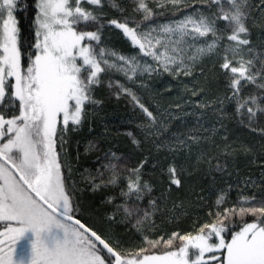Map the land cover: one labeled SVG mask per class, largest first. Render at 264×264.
I'll use <instances>...</instances> for the list:
<instances>
[{"label":"snow or ice","instance_id":"snow-or-ice-1","mask_svg":"<svg viewBox=\"0 0 264 264\" xmlns=\"http://www.w3.org/2000/svg\"><path fill=\"white\" fill-rule=\"evenodd\" d=\"M105 81L132 150L80 171ZM29 230V264H264V0H0V264Z\"/></svg>","mask_w":264,"mask_h":264},{"label":"trees","instance_id":"trees-1","mask_svg":"<svg viewBox=\"0 0 264 264\" xmlns=\"http://www.w3.org/2000/svg\"><path fill=\"white\" fill-rule=\"evenodd\" d=\"M19 19H20V28H21L22 37L29 38L30 36L34 35L30 27L31 21L28 18V15L21 14ZM104 35L106 38L110 36V39L108 40V44L110 47L119 49L123 53L132 50L130 45L124 42L121 33L116 31H113L112 33H108L106 31ZM113 79H120L122 81V76L119 73H115L113 75ZM106 83L107 82L105 81V86L99 89L97 93V98H103L105 100V104L103 110L99 113V117H97L92 121V125H91L92 132L89 133L87 136H84V133H81L79 136H75L73 139L72 150H73V155H75V140L83 137L79 147V152L81 154L80 171H83V168L86 167L94 168L96 166L95 165L96 154L85 153V145L88 143L89 140H92L95 136L107 132L110 138H112V142L111 144L104 143L102 144V147L104 148L111 147L112 151H116L118 154L122 151L132 150V145L130 144V142L124 136L117 137L116 134L118 131L119 132L131 131L135 127L134 123L129 124V120L132 119L136 115V113L133 112L132 106L126 98L122 97L120 99H117L114 94L110 93L107 90ZM85 132H87V129H85ZM238 135L244 139L252 138L251 134L246 130H240L238 132ZM114 194H118V190ZM99 195L100 194H98V196ZM230 198L235 199V193H233ZM213 199H215V197H213ZM186 224L187 222H185V226ZM25 241L26 240L24 239V242Z\"/></svg>","mask_w":264,"mask_h":264},{"label":"rangeland","instance_id":"rangeland-1","mask_svg":"<svg viewBox=\"0 0 264 264\" xmlns=\"http://www.w3.org/2000/svg\"><path fill=\"white\" fill-rule=\"evenodd\" d=\"M116 32H119L118 30H114ZM138 51V49L136 50ZM124 54L126 55H132L134 54L133 50H129L128 52H125ZM42 238L46 239V242L49 243V246H51V237H44V234H42ZM24 239L26 240L24 242ZM33 239L32 234L29 231H27L24 235V237L21 238V246L20 249L18 250L17 254L14 256V259L16 260H22L23 263L29 264L30 261V240Z\"/></svg>","mask_w":264,"mask_h":264}]
</instances>
